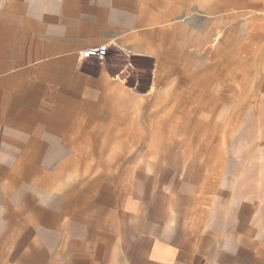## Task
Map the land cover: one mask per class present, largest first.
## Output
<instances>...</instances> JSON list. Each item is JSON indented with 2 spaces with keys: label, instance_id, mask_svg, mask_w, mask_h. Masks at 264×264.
Wrapping results in <instances>:
<instances>
[{
  "label": "crops",
  "instance_id": "crops-1",
  "mask_svg": "<svg viewBox=\"0 0 264 264\" xmlns=\"http://www.w3.org/2000/svg\"><path fill=\"white\" fill-rule=\"evenodd\" d=\"M242 10L0 0V264H264L263 236L189 209L167 175L184 170L180 125H209L220 102V65L195 68L196 49Z\"/></svg>",
  "mask_w": 264,
  "mask_h": 264
},
{
  "label": "rangeland",
  "instance_id": "rangeland-1",
  "mask_svg": "<svg viewBox=\"0 0 264 264\" xmlns=\"http://www.w3.org/2000/svg\"><path fill=\"white\" fill-rule=\"evenodd\" d=\"M242 2V12L226 13L220 38L215 29L210 41L196 49L202 52H196L195 68L215 73L220 65L221 73L210 76L220 102L205 113L209 125L187 124L190 130L180 125L178 142L187 155L173 160L184 162V170L167 175L176 177L189 209L210 204L225 226L264 237V0ZM215 17L212 12L208 16L209 30ZM204 77H194V83Z\"/></svg>",
  "mask_w": 264,
  "mask_h": 264
},
{
  "label": "built area",
  "instance_id": "built-area-1",
  "mask_svg": "<svg viewBox=\"0 0 264 264\" xmlns=\"http://www.w3.org/2000/svg\"><path fill=\"white\" fill-rule=\"evenodd\" d=\"M107 46L88 48L80 53V59H99L102 60L107 56Z\"/></svg>",
  "mask_w": 264,
  "mask_h": 264
}]
</instances>
